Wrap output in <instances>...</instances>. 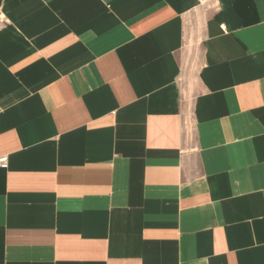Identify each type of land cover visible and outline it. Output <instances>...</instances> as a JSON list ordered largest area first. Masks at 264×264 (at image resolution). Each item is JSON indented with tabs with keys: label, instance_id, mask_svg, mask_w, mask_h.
I'll use <instances>...</instances> for the list:
<instances>
[{
	"label": "crops",
	"instance_id": "0c3cea01",
	"mask_svg": "<svg viewBox=\"0 0 264 264\" xmlns=\"http://www.w3.org/2000/svg\"><path fill=\"white\" fill-rule=\"evenodd\" d=\"M0 264H264V0H0Z\"/></svg>",
	"mask_w": 264,
	"mask_h": 264
},
{
	"label": "built area",
	"instance_id": "2783aa9c",
	"mask_svg": "<svg viewBox=\"0 0 264 264\" xmlns=\"http://www.w3.org/2000/svg\"><path fill=\"white\" fill-rule=\"evenodd\" d=\"M0 163L2 167H7L8 166V158L7 156H4L0 159Z\"/></svg>",
	"mask_w": 264,
	"mask_h": 264
}]
</instances>
